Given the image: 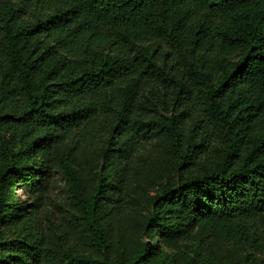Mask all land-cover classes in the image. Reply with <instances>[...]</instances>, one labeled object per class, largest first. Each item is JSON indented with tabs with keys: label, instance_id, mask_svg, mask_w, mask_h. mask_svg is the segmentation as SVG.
<instances>
[{
	"label": "trees",
	"instance_id": "obj_1",
	"mask_svg": "<svg viewBox=\"0 0 264 264\" xmlns=\"http://www.w3.org/2000/svg\"><path fill=\"white\" fill-rule=\"evenodd\" d=\"M0 264H264V0H0Z\"/></svg>",
	"mask_w": 264,
	"mask_h": 264
},
{
	"label": "rangeland",
	"instance_id": "obj_2",
	"mask_svg": "<svg viewBox=\"0 0 264 264\" xmlns=\"http://www.w3.org/2000/svg\"><path fill=\"white\" fill-rule=\"evenodd\" d=\"M65 197L64 196H62V195H60L56 200H55V203L52 205V208L54 209V210H56L57 208H58V204L57 203H61V209H62V212H61V217H63V219H64V217H66L67 216V212H66V210H65V207H63V203L65 202ZM66 222V221H65Z\"/></svg>",
	"mask_w": 264,
	"mask_h": 264
}]
</instances>
